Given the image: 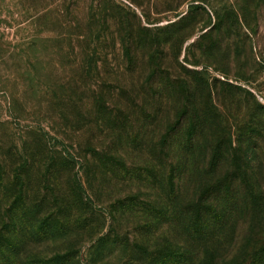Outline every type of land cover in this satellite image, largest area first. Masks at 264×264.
<instances>
[{
    "label": "rangeland",
    "instance_id": "1",
    "mask_svg": "<svg viewBox=\"0 0 264 264\" xmlns=\"http://www.w3.org/2000/svg\"><path fill=\"white\" fill-rule=\"evenodd\" d=\"M219 179L209 250L248 264L264 248V0H0V264L193 249L177 218Z\"/></svg>",
    "mask_w": 264,
    "mask_h": 264
},
{
    "label": "trees",
    "instance_id": "2",
    "mask_svg": "<svg viewBox=\"0 0 264 264\" xmlns=\"http://www.w3.org/2000/svg\"><path fill=\"white\" fill-rule=\"evenodd\" d=\"M64 97L65 96H62V100L64 103H67ZM58 101L60 103L62 102L60 98ZM60 105L61 104H59V106ZM174 127L177 131V135L183 129L180 125H174L171 129ZM173 131L175 132L174 129L172 132ZM203 131V127H197L196 125L190 126L187 131L186 139H181L180 144H177L179 149L186 154L194 152V150L202 143L201 135L203 134ZM166 143L167 142H165V144ZM186 143H188L187 147L185 146ZM221 144L222 140H219L216 144H214L215 147L213 146L212 148L210 165H213L214 167H217L219 162L222 160V153L220 149ZM206 161L207 159L200 160L201 164L206 163ZM237 181L238 178L235 175H231V177L226 181V183L230 184L228 191H230L232 201L234 202L236 201L235 198L237 197L238 199V196L240 195V190H238L237 185L235 184ZM196 185L198 189L197 195L200 199H197L195 204L192 203L185 206L186 213L179 215L177 218L182 236L188 238L190 242L195 244V246L193 249L182 250V252L178 253L169 252L168 250L157 252L158 254L152 257L150 264H245L238 260L227 261L225 258H222L221 260L219 256H215L212 254L211 250H209L210 245L212 246V243L217 242V240L221 237V228L219 230L218 228L221 225H226V222H224L223 219L225 216L222 214L226 209V204L228 203L227 200H224L226 198L224 183H222V180L219 179L214 183V185L212 184V186L205 185L204 182L200 184L196 183ZM261 191L262 190H260V192L254 197H264V192ZM251 196L252 192H250L249 197ZM2 222V225L5 226L10 224L3 219ZM39 224V229H36L37 232L44 230L43 228L45 227L46 222L43 221ZM188 256H190V260H188ZM245 258L246 261H248V264H264V248L254 250L253 252L245 255Z\"/></svg>",
    "mask_w": 264,
    "mask_h": 264
}]
</instances>
